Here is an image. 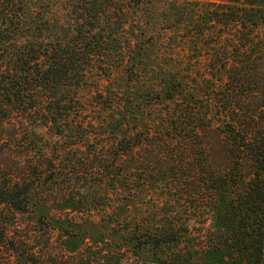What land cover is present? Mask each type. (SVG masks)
Returning a JSON list of instances; mask_svg holds the SVG:
<instances>
[{"label": "trees", "instance_id": "trees-1", "mask_svg": "<svg viewBox=\"0 0 264 264\" xmlns=\"http://www.w3.org/2000/svg\"><path fill=\"white\" fill-rule=\"evenodd\" d=\"M192 6L185 12L202 13L187 35L188 60L155 69L140 37L153 38L175 18L159 17L165 8L157 0H0V242L23 264L43 263L5 240L4 211L26 213L39 189L58 198L59 180L73 187L78 175L120 184V158L134 163L142 183L172 181L178 212L204 217L194 237L182 220L144 233L138 241L155 254L167 246L155 264H264V0ZM114 66L169 102L160 127L127 121L128 98L101 102L123 108L127 130L111 156L98 144L65 173L57 168L58 150L33 135L46 127L55 142L89 145L87 127L96 123L73 121L88 112L78 89L91 68Z\"/></svg>", "mask_w": 264, "mask_h": 264}, {"label": "rangeland", "instance_id": "rangeland-1", "mask_svg": "<svg viewBox=\"0 0 264 264\" xmlns=\"http://www.w3.org/2000/svg\"><path fill=\"white\" fill-rule=\"evenodd\" d=\"M157 1L165 8L159 17L174 15L175 18L169 28L160 29L153 38L140 37L143 39L139 45L143 47L144 58L155 69L177 60L183 63L188 60L187 35L202 11L185 10L193 7V3L204 10L212 0ZM170 10H177L178 13L172 14ZM214 38L210 36L208 40ZM133 40L138 44L136 37ZM158 73L163 75L165 72ZM161 87L159 83L155 84V88ZM145 88L144 84L136 81L128 82L122 66L91 68L85 83L78 89V96L87 105L88 112L73 119L75 123L84 124L89 120L95 121L96 125L87 127V132L91 131L89 145L66 144L71 140L65 137L55 142L58 138L46 127L36 130L34 140L47 145L48 149L53 146V150H58L56 156L61 166L57 164V168L65 173H69L67 167L75 158L93 156L90 152L97 149L98 144L105 155L111 156L117 138L127 130V122L120 111L123 108L104 109L99 103L128 98L132 101L129 111L133 113L127 121L154 130L160 127L161 112L169 106V102H158L155 98L157 94ZM117 164V171L125 177L120 184L108 180L94 184L95 175L87 180L78 175L73 187L67 179L59 180L64 193L58 198L39 189L33 192L32 207L26 213L4 211V214L8 212L5 240L15 241L19 253H26L30 259L35 258L43 264H155L153 261L157 258H164L167 246L155 254L156 251L138 241L140 238L141 241L147 239L144 233L149 230L163 232L173 224L178 225L180 220L189 229L186 232L188 237L201 233L204 217L190 219L187 214L178 212L172 181L142 183L133 176L135 166L130 159L120 158ZM138 229L141 232L139 235L135 234ZM0 244V264L24 263L15 254H9L3 242Z\"/></svg>", "mask_w": 264, "mask_h": 264}]
</instances>
